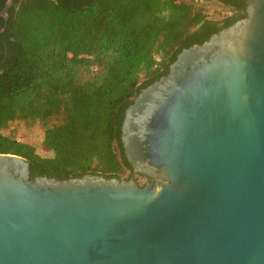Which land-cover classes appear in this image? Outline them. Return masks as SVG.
Here are the masks:
<instances>
[{
  "label": "water",
  "instance_id": "95a60500",
  "mask_svg": "<svg viewBox=\"0 0 264 264\" xmlns=\"http://www.w3.org/2000/svg\"><path fill=\"white\" fill-rule=\"evenodd\" d=\"M244 1L126 109L149 180L31 178L0 153V264H264V0Z\"/></svg>",
  "mask_w": 264,
  "mask_h": 264
},
{
  "label": "trees",
  "instance_id": "16d2710c",
  "mask_svg": "<svg viewBox=\"0 0 264 264\" xmlns=\"http://www.w3.org/2000/svg\"><path fill=\"white\" fill-rule=\"evenodd\" d=\"M218 1L222 19L201 0H16L0 33V153L27 158L31 178L147 180L125 154V111L182 49L241 18L242 0ZM15 121H42L51 155L5 134Z\"/></svg>",
  "mask_w": 264,
  "mask_h": 264
},
{
  "label": "rangeland",
  "instance_id": "374dc122",
  "mask_svg": "<svg viewBox=\"0 0 264 264\" xmlns=\"http://www.w3.org/2000/svg\"><path fill=\"white\" fill-rule=\"evenodd\" d=\"M207 4V13L215 19H222L227 15V9L219 3L203 2ZM5 134L13 136L20 141L33 144L37 152L43 156L51 155V144L48 140V132L46 125L42 121L27 123L24 121H15L5 129ZM140 183H144L145 179H137Z\"/></svg>",
  "mask_w": 264,
  "mask_h": 264
},
{
  "label": "flooded vegetation",
  "instance_id": "af4514ba",
  "mask_svg": "<svg viewBox=\"0 0 264 264\" xmlns=\"http://www.w3.org/2000/svg\"><path fill=\"white\" fill-rule=\"evenodd\" d=\"M242 1L244 2L245 6H244V9H242L241 11L238 12V14L241 16V18H239V19L245 18L247 16V4L244 0H242ZM201 2L218 3L219 1L218 0H201ZM5 4H6V0H0V11H2L4 9ZM15 4H16V0L14 1L13 5H15ZM13 5L8 9L7 16L0 15V19H4V21H5L4 22L5 24L3 25V27H0V33L5 30V28L7 26V22L11 18V8L13 7ZM226 8L229 9L230 7L226 6ZM230 13H232V12H230ZM134 174H136V173H134ZM133 176L134 175H132L131 177H133ZM147 180H149V177Z\"/></svg>",
  "mask_w": 264,
  "mask_h": 264
}]
</instances>
